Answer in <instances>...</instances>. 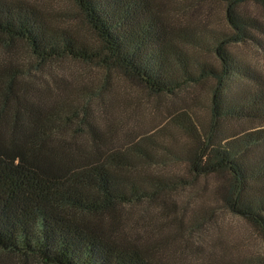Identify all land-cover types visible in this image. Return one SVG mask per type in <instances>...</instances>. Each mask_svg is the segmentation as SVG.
Listing matches in <instances>:
<instances>
[{"label": "rangeland", "instance_id": "1", "mask_svg": "<svg viewBox=\"0 0 264 264\" xmlns=\"http://www.w3.org/2000/svg\"><path fill=\"white\" fill-rule=\"evenodd\" d=\"M1 1L33 8L49 43L92 52L99 39L86 9L116 0ZM143 5L173 92L154 93L145 77L96 60L40 57L26 42L0 40L1 158L60 174L99 208L58 212L133 246L148 264H264L261 228L225 203L236 191L232 171L191 167L212 130L213 145L232 152L250 186L264 184V0ZM95 165L134 184L141 198L101 204L90 179ZM0 264L46 263L0 248Z\"/></svg>", "mask_w": 264, "mask_h": 264}, {"label": "trees", "instance_id": "2", "mask_svg": "<svg viewBox=\"0 0 264 264\" xmlns=\"http://www.w3.org/2000/svg\"><path fill=\"white\" fill-rule=\"evenodd\" d=\"M94 5L86 10L99 39L95 51H82L67 41L49 43L33 8L1 0L0 40L26 42L40 57L70 55L96 60L100 65L145 77L154 93L173 92L177 83L165 66L160 40L145 16L143 0H116L111 8L104 2L99 11ZM173 121L191 139H197L193 128L178 118ZM213 138L210 130L191 167L202 174L225 168L232 171L236 191L225 198V203L232 212L260 227L264 235V184L251 187L242 167L233 161L232 152L213 145ZM90 169L91 185L101 204L141 198L134 184L116 183L102 166ZM60 207L91 212L99 205L71 190L57 172L37 168L21 157L3 160L0 154L1 249L31 253L46 264H148L133 246L111 243L83 229L59 213Z\"/></svg>", "mask_w": 264, "mask_h": 264}]
</instances>
